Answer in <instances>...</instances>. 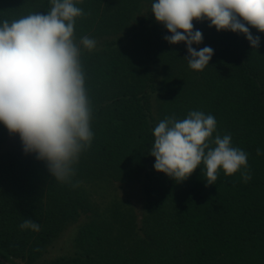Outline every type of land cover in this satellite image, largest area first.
Instances as JSON below:
<instances>
[{
	"label": "trees",
	"instance_id": "1",
	"mask_svg": "<svg viewBox=\"0 0 264 264\" xmlns=\"http://www.w3.org/2000/svg\"><path fill=\"white\" fill-rule=\"evenodd\" d=\"M153 2L77 4L86 15L75 41H96L92 51L81 46L94 137L71 184L0 123V264H264V33L250 28L260 37L253 49L242 33L194 20L203 41L193 48L214 50L194 71L186 44L164 39L171 33L155 20ZM50 7L0 0V24ZM194 110L215 117L213 138L230 134L247 153L248 182L221 170L207 185L203 164L182 182L155 170L154 128ZM10 138L16 144L4 149ZM124 187L131 193L122 196ZM24 219L40 231L22 230ZM60 238L65 252L42 262Z\"/></svg>",
	"mask_w": 264,
	"mask_h": 264
},
{
	"label": "clouds",
	"instance_id": "2",
	"mask_svg": "<svg viewBox=\"0 0 264 264\" xmlns=\"http://www.w3.org/2000/svg\"><path fill=\"white\" fill-rule=\"evenodd\" d=\"M82 2L50 0L47 13L0 24V123L19 135L25 153H35L57 181L69 184L74 165L94 137L81 46L92 51L96 41L87 36L75 41L76 20L86 15L77 6ZM151 13L171 33L164 37L168 43L186 44L185 60L194 71H203L214 54L208 46L193 48L203 41L202 32L194 31V20L210 21L217 31L242 33L253 49L260 37L250 28L264 33V0H154ZM216 129L213 115L196 110L182 120L159 122L150 154L155 170L182 182L203 164L207 185L215 184L221 170L226 176L241 172L248 182L247 153L232 146L230 134L213 138ZM40 227L32 219L20 225L34 232Z\"/></svg>",
	"mask_w": 264,
	"mask_h": 264
},
{
	"label": "rangeland",
	"instance_id": "3",
	"mask_svg": "<svg viewBox=\"0 0 264 264\" xmlns=\"http://www.w3.org/2000/svg\"><path fill=\"white\" fill-rule=\"evenodd\" d=\"M15 141H16L15 138H10L8 140V143L5 144L3 146V148L4 149H10V148L14 147V144H16ZM119 193L122 196H124L126 194H130L131 192L128 188L124 187V188H119ZM69 229H71V228H69ZM68 233H69V231H67V233H65V234H68ZM65 246H66L65 245V238H60V240L57 243L53 244L52 247L47 251V253L44 255V257L42 258L41 261L42 262L49 261L50 259L55 258L58 255L63 254L65 252Z\"/></svg>",
	"mask_w": 264,
	"mask_h": 264
}]
</instances>
